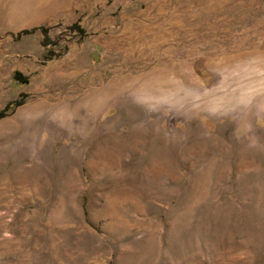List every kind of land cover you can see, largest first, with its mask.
I'll return each mask as SVG.
<instances>
[{
    "label": "rangeland",
    "instance_id": "1",
    "mask_svg": "<svg viewBox=\"0 0 264 264\" xmlns=\"http://www.w3.org/2000/svg\"><path fill=\"white\" fill-rule=\"evenodd\" d=\"M0 264H264V0H0Z\"/></svg>",
    "mask_w": 264,
    "mask_h": 264
},
{
    "label": "trees",
    "instance_id": "2",
    "mask_svg": "<svg viewBox=\"0 0 264 264\" xmlns=\"http://www.w3.org/2000/svg\"><path fill=\"white\" fill-rule=\"evenodd\" d=\"M18 103L17 102H10L6 104L4 107L0 108V117L7 114V112L11 111Z\"/></svg>",
    "mask_w": 264,
    "mask_h": 264
}]
</instances>
